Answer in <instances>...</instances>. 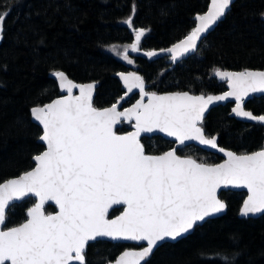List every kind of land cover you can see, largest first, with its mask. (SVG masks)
<instances>
[{
	"label": "snow or ice",
	"instance_id": "snow-or-ice-1",
	"mask_svg": "<svg viewBox=\"0 0 264 264\" xmlns=\"http://www.w3.org/2000/svg\"><path fill=\"white\" fill-rule=\"evenodd\" d=\"M233 6L234 0H209L182 39L143 55L151 59L166 54L176 62L197 52ZM10 15L7 9L0 11V41ZM124 23L134 32V41L113 51L131 65L129 52H141L146 30L136 29L131 16ZM213 74L227 85L222 94H158L148 90L137 72L121 71L116 75L126 92L100 108L94 103L95 83H76L54 69V83L65 94L30 107L42 150L32 157L29 170L0 181V264H88V249L105 238L135 242L107 264H151L160 247L186 239L209 218L227 211L222 190L246 189L240 215H264V147L242 154L226 150L219 146L218 136L206 133L205 125L211 105L234 101L231 111L236 117L264 126V114L245 107L246 97L264 94V70L215 68ZM132 99L135 102L125 106ZM125 122L132 130L118 127ZM159 133L175 146L148 154L142 138ZM191 142L227 159L209 164L182 155ZM15 202L31 206L21 223L10 226L8 214ZM52 205L56 210L49 213L46 206ZM114 206L120 214L112 218ZM238 255L225 257L224 264H235Z\"/></svg>",
	"mask_w": 264,
	"mask_h": 264
},
{
	"label": "trees",
	"instance_id": "trees-1",
	"mask_svg": "<svg viewBox=\"0 0 264 264\" xmlns=\"http://www.w3.org/2000/svg\"><path fill=\"white\" fill-rule=\"evenodd\" d=\"M208 3L209 0H0V11L11 12L0 47V181L29 170L34 163L32 157L42 150L40 130L32 121L30 107L60 95L51 76L54 69L64 71L75 82H98L94 103L100 108L110 106L123 95L115 78L121 71L139 73L149 90L157 93L189 91L207 95L227 90L226 83L214 76L215 68L264 70V0H237L197 53L177 66L162 54L151 59L143 55L144 51L159 52L182 39L195 15L206 11ZM130 16L136 29L146 30L141 41L143 52L132 57L131 65L112 54V48L134 41V32L124 23ZM134 102L132 99L127 106ZM232 107L228 104L213 109L205 121L206 133L218 136L220 146L238 154L260 150L264 147V126L237 120L231 116ZM246 108L254 114H264V97L250 100ZM122 129L132 130L128 124H123ZM142 143L148 154H161L175 146L162 137L144 138ZM221 161L211 155L204 162ZM245 197L244 193L224 192L227 214L209 220L178 243L160 247L151 264H224V258L235 252L239 253L235 264H264V216L242 218L240 208ZM30 206L31 202L13 207L8 214L9 225L21 223ZM46 207L49 213L56 210ZM119 214L114 210L110 216ZM132 247L135 245L126 248L111 241L95 244L88 249V264H107Z\"/></svg>",
	"mask_w": 264,
	"mask_h": 264
},
{
	"label": "water",
	"instance_id": "water-1",
	"mask_svg": "<svg viewBox=\"0 0 264 264\" xmlns=\"http://www.w3.org/2000/svg\"><path fill=\"white\" fill-rule=\"evenodd\" d=\"M236 1H237V0H234V4L236 3ZM224 20H225V19H224ZM224 20H223V21H224ZM220 24H221V23H219L218 26H219ZM218 26H214V30H210V33L207 34V37H208L211 33H213V32L216 30V28H217ZM203 41H204V40H203ZM2 43H3V40L0 41V47H1ZM202 43H203V42H202ZM202 43H201V45H202ZM201 45H200V46H201ZM200 46L198 47V49L200 48ZM197 51H198V50H197ZM195 54H196V52H195V53H190V54H188V56H186V57H182L180 60H178V61H176V62H173V65H174V66H177V65L181 64L182 62L186 61L187 59L191 58V57L194 56ZM162 55L167 56L166 54H162ZM167 57L170 58V56H167ZM254 71H258V70H254ZM137 74H139V73H137ZM139 75H140V74H139ZM115 78L119 81V83H120V85H121V87H122V89H123V83H122V81L119 80V77H118L116 74H115ZM53 79H54V77H53ZM216 79H217L219 82H223V81H220L217 77H216ZM74 82H75V81H74ZM76 83H79V82H76ZM94 83L96 84V90H95V93H94V99H95L96 91H97V89H98V87H99V83H98V82H94ZM223 83H224V82H223ZM85 84H87V83H85ZM146 84H147V87H148V90H149V84H148L147 82H146ZM57 85H58V83H57ZM123 90H124V92H126V89H123ZM134 91H137V90H134ZM74 93H75V94H78V89H77V90H74ZM167 93H168V92H167ZM190 93H191V92H190ZM63 94H65V93H60V95H63ZM158 94H165V93H158ZM191 94H193V93H191ZM220 94H222V93H220ZM195 95H196V94H195ZM212 95H219V94H212ZM261 97H264V94L255 93V94H252L250 97H246V99H245V107H246L247 103H248L250 100H252V99H254V98H261ZM228 104H232L233 107L235 106V102H234V101H232V102H227V101H225V102H218L217 104L211 105V106H210V109H209V112L205 114V115H206V118H207V116L209 115V113H210L213 109L218 108V107H220V106L228 105ZM125 106H127V105H125ZM246 110H248V109L246 108ZM248 111H249V110H248ZM231 116L234 117V118H236L237 120H240V121L245 122V123H249V124H257V123L254 122V121H248V120H245L244 118L236 117V116L234 115V113H232V112H231ZM32 121H33V120H32ZM33 122H34V121H33ZM34 123L36 124V122H34ZM124 124H127V122H125ZM122 126H123V125H118L119 128H122ZM154 137H162V138L165 139L166 141H170V140H171L170 137H165L162 133H159V134H145V136L142 138V140H143L144 138L152 139V138H154ZM39 143L42 145V142H41V141H39ZM191 144H192V146H195V147H197V148L203 150L204 152H207V153H210V154H212V155H216V156L220 157V158L222 159V161H221L220 163H223V162L227 159V157H225L223 153L217 152L215 149H208V148H206V147L203 146V145H199V144H197L196 142H191ZM218 144H219V140H218ZM219 146H220V145H219ZM44 147H46V146H44ZM220 147H222V146H220ZM223 148H224V147H223ZM225 149H226V150H230V149H227V148H225ZM230 151H232V150H230ZM222 191H223V193H224V192H239V193H245V192H246V189H232V190H227V191L222 190ZM245 199H246V197H245ZM15 203H16V205H17V204H20V202H15ZM52 206L55 207L54 205H52ZM116 208H119V206H114L113 209H110V215H111V213L114 211V209H116ZM227 211H228V209H227ZM227 211H226L225 213H223V214H220V215L217 216V217L209 218V220L223 217L225 214H227ZM240 216H241V215H240ZM262 216H263V215L251 216V217H247V218L242 217V216H241V217H242V218H245V219H258V218H260V217H262ZM188 237H189V236H188ZM181 240H183V239H181ZM105 241H108V240L105 238ZM111 242L116 243V244L135 245V242H116V241H111ZM169 243H171V244H175V243H178V242H169ZM156 251H157V250H156ZM156 251H155V252H156ZM151 258H152V257H151Z\"/></svg>",
	"mask_w": 264,
	"mask_h": 264
},
{
	"label": "rangeland",
	"instance_id": "rangeland-1",
	"mask_svg": "<svg viewBox=\"0 0 264 264\" xmlns=\"http://www.w3.org/2000/svg\"><path fill=\"white\" fill-rule=\"evenodd\" d=\"M142 39H143V37H142ZM142 39H141V41H142ZM123 47L124 46H116V47H114L117 51H120V50H122L123 49ZM117 51H113V48H112V54H114L117 58H119V59H121V60H123L122 59V57L120 56V55H118L117 54ZM143 51L141 50V52H139V53H133V52H129V56H130V58L132 59V57L134 56V55H138V54H141ZM197 53V52H196ZM123 61H125V60H123ZM125 62H127V61H125ZM193 147L194 148H197V147H195V146H192V147H190V148H185L182 152H181V154L182 155H187V156H190L191 154H193V155H191V157H193L194 159H197L198 161H200V162H204L205 160H207V161H209V157L211 156V154H207V155H203L202 153H199V152H195L194 150H193ZM197 149H199V148H197ZM200 151H202L201 149H199ZM203 153H204V151H202ZM195 153V154H194ZM209 163V162H208ZM209 164H211V162L209 163Z\"/></svg>",
	"mask_w": 264,
	"mask_h": 264
},
{
	"label": "bare ground",
	"instance_id": "bare-ground-1",
	"mask_svg": "<svg viewBox=\"0 0 264 264\" xmlns=\"http://www.w3.org/2000/svg\"><path fill=\"white\" fill-rule=\"evenodd\" d=\"M263 216H264V215H263ZM179 241H181V240H179ZM179 241H178V242H179Z\"/></svg>",
	"mask_w": 264,
	"mask_h": 264
},
{
	"label": "flooded vegetation",
	"instance_id": "flooded-vegetation-1",
	"mask_svg": "<svg viewBox=\"0 0 264 264\" xmlns=\"http://www.w3.org/2000/svg\"><path fill=\"white\" fill-rule=\"evenodd\" d=\"M127 72V71H126Z\"/></svg>",
	"mask_w": 264,
	"mask_h": 264
}]
</instances>
